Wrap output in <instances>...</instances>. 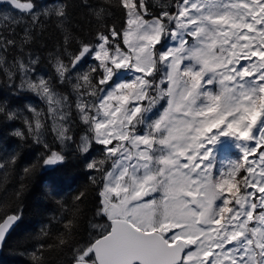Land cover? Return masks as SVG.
I'll return each instance as SVG.
<instances>
[{"label":"snow or ice","instance_id":"1","mask_svg":"<svg viewBox=\"0 0 264 264\" xmlns=\"http://www.w3.org/2000/svg\"><path fill=\"white\" fill-rule=\"evenodd\" d=\"M6 2L17 15L0 13V82L31 91L47 112L28 105L23 115L0 102V121L22 119L26 131L13 135L41 143L51 120L64 145L73 138L74 106L87 126L81 151L104 146V157L87 167L102 177L95 216L105 222L93 223L94 238L73 247L71 264H264V0H176L174 11L165 6L151 19L145 0H120L126 27L104 26L95 44L81 42L76 53L68 52L73 38L66 34L63 51L49 54L70 92L36 75L39 57L23 54L40 17L63 21L66 5L40 11L35 0ZM93 13L102 20L106 9ZM17 47L21 54L10 57ZM88 56L97 63L73 77ZM158 104L162 111L150 120ZM222 138L241 155L214 171ZM43 146L44 165L65 159ZM15 160L0 159V170ZM20 218L0 216V244ZM74 226L65 222L69 232ZM43 248L31 254L34 264H42Z\"/></svg>","mask_w":264,"mask_h":264},{"label":"trees","instance_id":"2","mask_svg":"<svg viewBox=\"0 0 264 264\" xmlns=\"http://www.w3.org/2000/svg\"><path fill=\"white\" fill-rule=\"evenodd\" d=\"M35 3L40 11L58 4H64L67 8V17L63 21L55 15H42L32 32V41L23 45L24 55L30 53L33 58L39 57L36 71L41 76L52 77L58 85L49 54L63 51L66 34L73 38L67 45L68 52L76 53L81 42L95 44L97 32L105 31L104 26H115L120 30L126 27L125 10L120 6V0H88L91 7H85L83 0H35ZM145 3L151 14L145 19H151L158 16L165 6H170L168 10L174 11L176 0H145ZM101 6L105 7L106 14L102 20H98L93 10ZM0 13L17 15L8 5L0 6ZM24 26L22 23L15 29L18 45L24 35ZM20 54L19 47L9 50L10 57ZM63 59L67 63L69 57L65 55ZM86 69L88 72L90 68L88 61L84 59L73 72V77L75 72ZM16 83L18 85L19 80ZM65 87L71 91L70 85H64ZM0 102L22 110L23 115H29L24 111L28 105L43 109L46 113L44 105L34 93L18 91L2 82ZM16 129L26 131L22 119L0 121V159L16 156L14 164L9 165L6 170H0V216L18 213L21 217L2 247L0 264H34L31 254L40 245H44L40 250L43 253L42 264H71L73 247L83 246L94 238L96 230L91 227L93 223L105 222L103 218L95 216L100 201L102 177L97 171L87 167L92 160L104 157L102 146L91 144L87 153L81 151L77 137L80 133H86L87 129L75 115L74 108L71 131L73 138L64 145L55 138L49 122L41 143H36L31 137L21 139L13 135ZM44 143L51 150L62 152L65 159L53 167L44 165L43 160L49 155ZM95 150L97 152L93 155ZM25 167L30 168L28 174L23 171ZM104 167L106 168L105 165ZM81 193L84 194L83 197L77 200L76 197ZM70 220L75 226L69 232L65 228V222ZM61 239L67 243L60 245ZM49 245L52 247H48Z\"/></svg>","mask_w":264,"mask_h":264},{"label":"rangeland","instance_id":"3","mask_svg":"<svg viewBox=\"0 0 264 264\" xmlns=\"http://www.w3.org/2000/svg\"><path fill=\"white\" fill-rule=\"evenodd\" d=\"M122 43V42H121ZM123 46V45H122ZM85 60H87L88 61V66H89V68H90V66H92V65H94V64H96L97 62L91 57V56H88V57H86L85 58ZM85 72H87V69L86 70H82V71H80V73H85ZM76 73L77 72H75V74L74 75H76ZM36 75H40V73L38 72V71H36ZM130 75L131 74H127V75H125V74H121V76H120V79H127V78H129L130 77ZM41 76V75H40ZM58 83V82H57ZM57 86H62V88H58L57 87V91H60V92H70V90L68 89V88H64V85H58L57 84ZM64 90V91H63ZM73 98V100H75V97L73 96L72 97ZM39 99H40V97H39ZM40 101H41V104L42 105H44V107H45V110H46V112H47V105L44 103V101H42L41 99H40ZM145 105L147 104V101H144L143 102ZM161 103H163V101L161 102ZM42 105H41V107H42ZM73 108H74V106H73ZM75 109V108H74ZM162 111V109L160 108V105L158 104L153 110H152V112L149 114V118H150V120H154V119H156V117L160 114V112ZM49 122V124H50V127H52V122H51V120H49L48 121ZM84 125V124H83ZM85 127H86V129H87V126L86 125H84ZM144 126L143 125H138V128H143ZM76 134V133H75ZM74 134V135H75ZM86 133H80L79 135H78V137H77V141H78V138H79V136H84ZM80 137V138H81ZM43 139V138H42ZM222 139H224V143L223 144H221L215 151H214V153H213V156L215 157V159H214V161H213V163L215 164V163H217V165H215V170L214 171H219L220 169H224V170H226L227 169V167H228V165H229V162L230 161H234V160H236L241 154H240V152L232 145V143H231V141H230V139H228V138H222ZM80 142H81V140H80ZM92 144H96V143H92ZM99 145V144H98ZM102 146V145H101ZM90 147H91V145H90ZM89 147V148H90ZM103 147L104 146H102V151H103ZM83 152V151H82ZM88 152V151H87ZM87 152H83V153H87ZM96 152H97V150H95L94 151V153H93V155H95L96 154ZM104 152V151H103ZM227 152H229L228 154H227ZM235 154V155H234ZM105 155V154H104ZM105 166H106V168H108V169H110L111 167H112V160H107L106 162H105ZM238 187H241V185H238ZM243 191V188L241 187V192ZM154 195H156V194H154ZM217 203H219V201H217Z\"/></svg>","mask_w":264,"mask_h":264},{"label":"water","instance_id":"4","mask_svg":"<svg viewBox=\"0 0 264 264\" xmlns=\"http://www.w3.org/2000/svg\"><path fill=\"white\" fill-rule=\"evenodd\" d=\"M3 5H8L10 8H12L11 6H10V4H8L7 2H6V0H0V6H3ZM13 9V8H12ZM14 10V9H13ZM14 11H16V10H14ZM17 12V11H16ZM54 165H51V166H47V167H53ZM17 223H18V221L16 222V224L9 230V232L7 233V235H6V239L8 238V236L11 234V232L13 231V229L16 227V225H17ZM6 241V240H5ZM5 243V242H4ZM4 243L3 244H0V253H1V250H2V247H3V245H4Z\"/></svg>","mask_w":264,"mask_h":264},{"label":"flooded vegetation","instance_id":"5","mask_svg":"<svg viewBox=\"0 0 264 264\" xmlns=\"http://www.w3.org/2000/svg\"><path fill=\"white\" fill-rule=\"evenodd\" d=\"M100 219V218H99Z\"/></svg>","mask_w":264,"mask_h":264}]
</instances>
